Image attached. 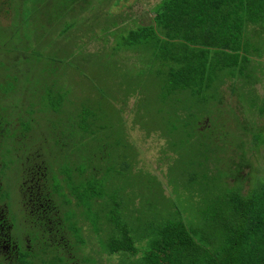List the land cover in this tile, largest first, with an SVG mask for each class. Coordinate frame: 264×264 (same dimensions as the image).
<instances>
[{
	"label": "trees",
	"instance_id": "16d2710c",
	"mask_svg": "<svg viewBox=\"0 0 264 264\" xmlns=\"http://www.w3.org/2000/svg\"><path fill=\"white\" fill-rule=\"evenodd\" d=\"M93 1L99 9L109 2ZM71 4L67 2L62 6L65 17L96 11L92 0H71ZM151 5L148 9L150 22L145 25L134 16V27L127 28L125 23L129 19L120 20L119 15L110 17L112 22H107L104 15L103 19L99 17L91 24L107 23L122 30L115 35V51H134L137 55L144 50L148 55L150 75L162 91L167 95L176 94L178 100L193 101L207 93L206 99H217L219 104L222 101L220 82L226 77L239 82L241 85L237 86L244 88L251 97L249 103L256 105L260 101L263 104L258 111L250 110V120L242 128L244 135L252 136L248 149L264 148V127L254 120L256 117L264 119V99L255 101L254 89L261 79L258 74L264 78V0H156ZM83 17L90 24L89 17ZM119 23L124 26L119 27ZM109 34L113 33L97 34L98 37L86 43L90 45L98 38L106 40ZM41 54L34 53L33 59L34 65L45 64L40 69L43 87L38 93L26 85L17 90L16 83L20 84L23 75L11 69L14 62L11 52L8 53L12 56L10 66L0 60V199L4 174L9 166L18 177L20 212L25 215L30 240L29 249L21 238L14 237L15 244L20 247L18 258L10 261L0 255V264H95L96 259L90 257L94 249L91 228L107 235L96 246L109 257L120 255L117 264L264 263V172L253 167L246 156L247 145L242 139L245 136L239 138L235 132L222 130L226 138L208 129L209 134L200 140L202 154L203 151L207 154L202 163L210 164L212 160L214 168L217 163H223L224 179L213 186L209 184L217 179L200 180L196 184V180L190 178V185L184 178L179 180L177 189L186 192L183 194L190 200L198 201L196 206L190 205L192 210L179 208L172 215L160 216L155 210L157 200L152 192L157 175L141 173L140 186L133 190L130 200L125 204H113L117 215L107 219L108 233L105 226L98 227L96 222L89 221L87 215L92 214L94 208L99 218L109 215L105 200L111 181L104 178L105 173L97 165L94 166L92 155V126L95 124V128L100 129L96 124L99 111L90 103H83L72 124L70 119H58L61 104L56 99V81L49 78L47 66L54 56L42 61ZM21 69L23 73L26 70L23 66ZM24 76L29 82L28 73ZM25 90L30 92L27 97ZM34 107H39V111ZM34 112L57 115L52 118L54 122L49 133L37 141L30 140V122H36L32 118ZM192 136L196 137L194 131ZM49 141L52 142L47 149ZM126 142L135 145V142ZM40 146L44 150H40ZM122 147L118 141L111 147L115 158L110 161L116 159L119 164V169L115 170L117 177L131 169L130 162L118 163L121 157L116 154ZM121 154L125 155L123 158H130L133 153L126 149L118 155ZM96 183L101 185V192L94 191ZM187 186L193 188L188 190ZM29 187L30 192L26 191ZM198 192H203L205 197ZM70 196L74 197L69 199ZM0 205L6 209L1 200ZM40 205L50 213L58 211V220L70 224L68 233L62 236L68 242L72 235L70 245L75 258L51 255L54 245L37 241L32 231L33 222L39 221ZM77 215L85 220L77 221ZM86 231L90 234L84 237Z\"/></svg>",
	"mask_w": 264,
	"mask_h": 264
},
{
	"label": "rangeland",
	"instance_id": "374dc122",
	"mask_svg": "<svg viewBox=\"0 0 264 264\" xmlns=\"http://www.w3.org/2000/svg\"><path fill=\"white\" fill-rule=\"evenodd\" d=\"M155 1L109 0L99 9L98 4L95 5L96 1L92 0L96 11L82 13V16L73 14L65 17L62 6L67 2L71 4V0H0V60L5 66H10L12 56L8 53L13 54L14 62L11 69L23 75L19 77L20 84L16 83L17 90L19 87L23 89L26 85L37 93L41 92L43 78L40 69L45 64L34 65V53H43L40 58L42 61H48L54 56V60L48 62L47 66L50 70L49 78L56 81V99L61 104V113H58L57 117L54 114L50 116L34 112L32 118L36 122H32L33 120L30 122L32 127L30 140H41L43 135H47L54 122L52 118L57 117L64 121L70 119L72 124L83 103H90L93 109L99 111L96 124L101 130L95 128V124L92 126L94 131L92 155L94 166L97 165L98 169L105 173L104 178L111 181L106 189L105 200L109 215H102V218H99L94 208L92 214L87 216L88 220L96 222L98 227L105 226L107 233L110 230L107 219L117 215L113 204L118 202L125 204L130 200L133 190L140 186L141 173L146 176L157 175L158 180H155L152 192L157 200L153 198L157 203L155 210L163 217L172 215L179 208L192 210L190 205L198 204V201L185 197L183 193L186 192L182 189H177V184L182 178L188 181L189 185L190 178H194L196 184L200 180L211 182L212 179H217L209 186L224 179L223 163H217L216 168L211 167L212 160L210 164H203L207 154L204 151L202 154L199 143L209 134L208 129L217 132L216 135L219 137L227 138L222 130L235 132L239 138L245 136L242 139L246 141L247 158L255 169L264 172V148L250 151L248 146L252 136L244 135L242 130L250 120V110L258 111L263 107L259 99H264V78L260 74L258 76L261 79L254 85L255 101H259L256 105L249 103L250 95L246 94L244 88L237 86L241 84L233 82L228 77L220 82L219 94L222 101L219 104L217 99H206L207 93L202 97L193 98V101L178 100L176 94L167 95L162 91L154 76L150 75L148 55L143 53L144 50L137 55L133 53L134 51H115V35L122 30L107 23L102 26H93L97 22L91 24L99 17L103 19L104 15L108 19L107 22H112L110 17L118 15L121 16L120 20L129 19L125 23L127 28L134 27L132 25L134 16L139 23L148 24L150 22L148 9ZM83 16L89 17L90 24ZM121 26L124 24L119 23V27ZM110 32L113 34L107 35L106 40L98 38L90 45L86 43L88 39L98 37L97 34L105 35ZM94 33L96 35H93ZM22 66L26 68L24 73L26 75L28 73L29 82H26ZM25 91L27 97L30 92ZM34 108L39 111V107ZM254 120L256 124L264 127V119L256 117ZM19 127L24 128L21 125ZM193 131L196 137L192 136ZM54 139L53 134L52 140ZM127 140L135 142V145L129 144ZM117 141L123 145L118 154L125 153L126 149L138 154L137 156L131 154L130 158H123L124 154H116L121 157L118 163L125 160L126 163L130 162L131 166L127 174L120 173L119 177L115 173V170L119 169L117 160L110 161L111 158H115V152L111 147ZM51 142H47L45 148L49 149ZM128 169L129 166L125 172ZM13 170L8 166L4 174V188L0 200L6 205L7 219L13 227L12 234L20 236L23 232L20 226L22 217L19 215L21 200L17 186L18 177H15L17 174L12 172ZM205 187L206 185L202 188L204 192L207 190ZM187 188L189 190L193 187ZM125 189L127 192L124 193ZM94 191H102L99 183L94 185ZM198 194L205 197L203 192ZM73 197L70 196L69 199ZM63 200L62 198L61 203ZM73 201L75 202L74 199ZM81 218L85 220L79 216L77 221L81 222ZM91 231L94 249L90 257L96 259L95 264H117L120 255L109 257L96 246L107 235L104 236L95 228L93 230L91 228ZM89 234L86 231L83 236ZM85 249L84 252H87Z\"/></svg>",
	"mask_w": 264,
	"mask_h": 264
},
{
	"label": "flooded vegetation",
	"instance_id": "af4514ba",
	"mask_svg": "<svg viewBox=\"0 0 264 264\" xmlns=\"http://www.w3.org/2000/svg\"><path fill=\"white\" fill-rule=\"evenodd\" d=\"M39 149L44 150L42 146H40ZM26 191L30 192L31 187L27 188ZM40 208L41 211L39 212V216H38L39 221L37 224H35L36 222H33L34 229L32 231L33 233H35L37 241L42 242V244L48 243V245H52V246L54 245V250L53 252H51V255L55 254L56 256L67 257L68 259L75 258V255L74 254L72 255L73 248L70 245L72 244V242H70V236L72 235L69 236L68 242L67 240H65L66 238H63L62 236V233L64 232L68 233L67 230L70 224H63L61 221L58 220L59 219L58 211L50 213L49 210L47 211L43 208V205H40ZM7 214L8 212L6 211V209H4L2 205H0V253L2 254V256L5 257V259L14 261L19 256L20 247L15 244L13 238L14 237L21 238V240L29 248L30 240L27 235L28 226L25 220L24 213L21 214V212H19V215L22 217L20 226L23 229V232L21 233L20 236H13L12 234L13 227L12 224L11 225L9 224L11 222H9V220L7 219ZM32 254L33 252L31 253V255Z\"/></svg>",
	"mask_w": 264,
	"mask_h": 264
},
{
	"label": "water",
	"instance_id": "95a60500",
	"mask_svg": "<svg viewBox=\"0 0 264 264\" xmlns=\"http://www.w3.org/2000/svg\"><path fill=\"white\" fill-rule=\"evenodd\" d=\"M264 264V263H263Z\"/></svg>",
	"mask_w": 264,
	"mask_h": 264
}]
</instances>
